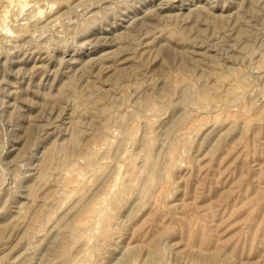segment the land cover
Listing matches in <instances>:
<instances>
[{
	"label": "rangeland",
	"instance_id": "rangeland-1",
	"mask_svg": "<svg viewBox=\"0 0 264 264\" xmlns=\"http://www.w3.org/2000/svg\"><path fill=\"white\" fill-rule=\"evenodd\" d=\"M0 264H264V0H0Z\"/></svg>",
	"mask_w": 264,
	"mask_h": 264
},
{
	"label": "bare ground",
	"instance_id": "bare-ground-1",
	"mask_svg": "<svg viewBox=\"0 0 264 264\" xmlns=\"http://www.w3.org/2000/svg\"><path fill=\"white\" fill-rule=\"evenodd\" d=\"M8 1V0H7ZM28 1V0H27ZM15 3V2H14ZM25 3H27V2H25ZM29 3V2H28ZM30 5V4H29ZM9 9V8H8ZM7 10V9H6Z\"/></svg>",
	"mask_w": 264,
	"mask_h": 264
}]
</instances>
